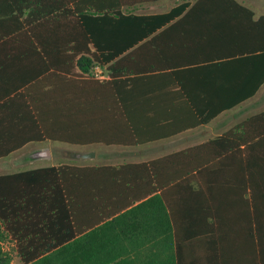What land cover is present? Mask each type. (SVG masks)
<instances>
[{"label":"crops","instance_id":"obj_1","mask_svg":"<svg viewBox=\"0 0 264 264\" xmlns=\"http://www.w3.org/2000/svg\"><path fill=\"white\" fill-rule=\"evenodd\" d=\"M131 1L136 3L130 8L141 14L166 12L185 1L188 5L145 36L142 51L129 57V64L143 67L146 74H120L114 83L101 81L109 77L107 63L92 64L89 73L76 64L81 53L71 56L73 45L66 36L72 28L0 26V175L57 163L43 161L56 152L50 142L60 141L46 138L44 130L92 139L61 141L81 146L77 151L93 150L88 159H97L87 164L138 162L213 139L264 110V79L257 84L264 74V21L254 22L264 14L262 7L236 0L252 10L248 15L217 5V0ZM56 32H63L62 42L45 35ZM78 44L83 50V41ZM124 112L140 118L131 125ZM206 114L212 116L204 123L173 129L193 115ZM134 132L150 138L136 143L96 140L132 138ZM244 161L243 153L229 150L209 160V167L156 189L160 198L149 194L141 207L121 209L123 214L104 230L127 231L106 254L163 259L172 255L174 243L180 264H248L249 252L236 250L257 240L249 233ZM251 184L262 186L255 203L263 225L264 173L252 175ZM141 224L148 233L160 227V234L137 231L135 225Z\"/></svg>","mask_w":264,"mask_h":264},{"label":"trees","instance_id":"obj_2","mask_svg":"<svg viewBox=\"0 0 264 264\" xmlns=\"http://www.w3.org/2000/svg\"><path fill=\"white\" fill-rule=\"evenodd\" d=\"M135 3L131 0H0V26L16 30L23 24H32L41 28H56L55 31L70 27L72 31L66 36L67 42L73 45L71 56L75 58L81 53L75 58L76 64L89 73L88 67L92 64L107 63L109 77L101 81L114 83L115 76L120 74H146L143 67L131 66L129 57L142 51L145 36L188 5L185 1L166 12L141 14L130 8ZM216 4L252 14L250 8L236 0H217ZM23 12L24 17L19 19ZM259 21H264V14L254 20L255 23ZM45 35L51 36V42L58 43L64 36L63 32ZM80 41H83V50H79ZM86 43L93 48L85 47ZM263 79L264 74L257 84ZM124 115L131 125L134 119L140 118L138 114L124 112ZM211 116L193 115L191 120L173 129L204 123ZM56 133L44 130L43 134L46 138L67 142L92 140L66 135L63 131ZM148 138V135H137L96 140L136 143ZM263 141L264 110L246 117L213 139L148 161L102 164L57 162L0 175L5 185L0 193V236L8 235L13 240L22 264H180L174 243L172 255L163 259L158 256L134 259L106 254L107 249L114 246L115 238L127 230L121 227L113 233L112 229L108 232L104 229L123 214L119 213L121 209L130 204H133L131 208L141 207L146 201L141 199L149 194L150 198H160L161 190L159 193L155 191L165 183L188 175L191 170L207 168L209 160L236 149L245 157L242 168L249 175V233L251 239L257 238L240 244L236 250L242 254L249 252L248 264H264V224H259L260 211L255 203L262 186L251 184L252 175L264 173ZM240 143H243L241 148L238 147ZM103 205L108 208L102 212L100 207ZM157 215L160 220V211ZM165 215L168 219V213ZM109 216L110 219H105ZM135 227L137 231H145L142 224ZM145 233L155 236L160 234V227H155L153 233H148L146 228ZM0 264L8 262L0 257Z\"/></svg>","mask_w":264,"mask_h":264},{"label":"rangeland","instance_id":"obj_3","mask_svg":"<svg viewBox=\"0 0 264 264\" xmlns=\"http://www.w3.org/2000/svg\"><path fill=\"white\" fill-rule=\"evenodd\" d=\"M248 3L262 7L264 9V0H246ZM52 146H54L55 154L53 153L50 157L44 158V162H71L75 164L91 163L95 161L94 159H80L71 158L67 155L64 150H79L81 146L69 145L62 143L61 141H51ZM0 257L4 258L8 264H22L19 259L18 254L14 250L13 242L7 235L0 236Z\"/></svg>","mask_w":264,"mask_h":264},{"label":"water","instance_id":"obj_4","mask_svg":"<svg viewBox=\"0 0 264 264\" xmlns=\"http://www.w3.org/2000/svg\"><path fill=\"white\" fill-rule=\"evenodd\" d=\"M43 152L47 154L46 150H44ZM67 155L71 158L88 159L94 156V151L91 149L84 151L71 150L67 152Z\"/></svg>","mask_w":264,"mask_h":264}]
</instances>
